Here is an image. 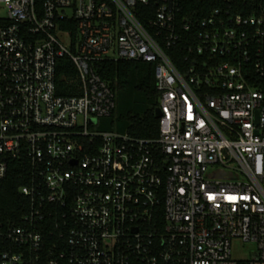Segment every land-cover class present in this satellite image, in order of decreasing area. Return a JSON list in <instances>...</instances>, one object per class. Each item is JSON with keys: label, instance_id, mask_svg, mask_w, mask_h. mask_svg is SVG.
I'll return each mask as SVG.
<instances>
[{"label": "built area", "instance_id": "1", "mask_svg": "<svg viewBox=\"0 0 264 264\" xmlns=\"http://www.w3.org/2000/svg\"><path fill=\"white\" fill-rule=\"evenodd\" d=\"M184 1L0 0V179L31 200L0 264H264V0ZM118 59L153 66L158 137L101 126Z\"/></svg>", "mask_w": 264, "mask_h": 264}, {"label": "trees", "instance_id": "2", "mask_svg": "<svg viewBox=\"0 0 264 264\" xmlns=\"http://www.w3.org/2000/svg\"><path fill=\"white\" fill-rule=\"evenodd\" d=\"M184 2L185 11L204 4V0H191V5L187 1ZM174 59L180 63V58ZM96 69L114 91L119 89L134 92L138 96L136 110L134 113H127L118 130L141 138L158 137L160 120L156 116V108L159 104V92L153 66L146 62L118 59L99 61L96 63ZM57 79L60 94L73 95L80 92L77 86V69L68 56L58 60ZM120 117L123 119L124 114ZM26 171V165L14 161L8 176L0 179V223L4 225L19 224L23 216L30 211L31 200L20 191V187L27 183L24 176ZM57 236V233L51 234L47 230L46 246H51Z\"/></svg>", "mask_w": 264, "mask_h": 264}, {"label": "rangeland", "instance_id": "3", "mask_svg": "<svg viewBox=\"0 0 264 264\" xmlns=\"http://www.w3.org/2000/svg\"><path fill=\"white\" fill-rule=\"evenodd\" d=\"M4 13V12H3ZM115 99H116V108L112 116L101 119V126L106 129H118L121 123L125 121L127 113H134L137 108L138 96L134 92H125L122 90H115ZM124 114V118L121 119L120 115ZM253 244H247L242 241L238 243V246L235 247V253L237 251L240 253L246 252L248 249H254Z\"/></svg>", "mask_w": 264, "mask_h": 264}, {"label": "water", "instance_id": "4", "mask_svg": "<svg viewBox=\"0 0 264 264\" xmlns=\"http://www.w3.org/2000/svg\"><path fill=\"white\" fill-rule=\"evenodd\" d=\"M156 116L160 117L161 116V110L160 108H156Z\"/></svg>", "mask_w": 264, "mask_h": 264}]
</instances>
